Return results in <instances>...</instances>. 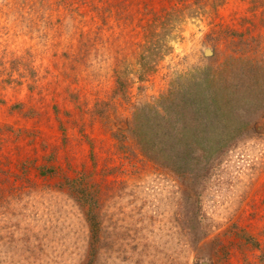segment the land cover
<instances>
[{
    "label": "rangeland",
    "instance_id": "374dc122",
    "mask_svg": "<svg viewBox=\"0 0 264 264\" xmlns=\"http://www.w3.org/2000/svg\"><path fill=\"white\" fill-rule=\"evenodd\" d=\"M183 2L200 15L171 33L170 53L145 82L134 80L126 104L112 98L117 76L138 72L142 27L176 0H0V264H79L87 228L55 185L81 171L102 188L111 236L98 264H192L195 253L208 258L212 238L231 223L264 245V140L244 138L185 175L167 155L166 167L146 160L130 134L132 105H151L204 70L213 52L207 36L218 27L248 30L264 51V8ZM98 103L113 106L104 118L94 114ZM120 131L132 156L116 148ZM52 165L54 178L40 174ZM193 193L210 227L199 244L186 238ZM229 259L242 264L236 250Z\"/></svg>",
    "mask_w": 264,
    "mask_h": 264
},
{
    "label": "trees",
    "instance_id": "16d2710c",
    "mask_svg": "<svg viewBox=\"0 0 264 264\" xmlns=\"http://www.w3.org/2000/svg\"><path fill=\"white\" fill-rule=\"evenodd\" d=\"M248 4L251 13L264 8V0H248ZM193 6L176 0L168 11L152 13L151 19L142 27L139 70L131 79L124 74L117 76L113 99L129 104V89L134 80L145 82L170 53L171 33L185 19L200 15ZM212 35L207 39L213 52L203 59L207 63L204 70L195 68L180 79L182 82L176 83V90L171 87L151 105H132L130 134L141 155L153 164L166 167L169 165L166 164L167 155L169 162L173 161L171 169L190 172L193 167L215 160L244 138L264 140V51L260 49L257 37L248 30L218 27ZM219 45H224L225 51H219ZM95 106L94 114L99 118L106 117V112L113 108L109 103ZM258 126H261L260 131H257ZM112 137L119 152L132 156L124 143V132L113 133ZM41 169H44L40 171L42 176L54 178L53 165ZM55 187L74 203L87 228L84 255L79 264H98L104 248L111 241L104 222L101 186L90 172L81 171L73 176H63ZM193 197L187 206L191 209V228L186 238L199 244L207 239L210 227L203 223L205 218L199 194L193 193ZM179 206L180 211L186 210L182 203ZM262 235L264 238V231ZM262 244L249 230L231 223L223 233L212 238L208 258L200 259L195 253L192 264H229L233 250L240 253L242 264H264ZM251 252L257 253L256 262L248 258Z\"/></svg>",
    "mask_w": 264,
    "mask_h": 264
}]
</instances>
